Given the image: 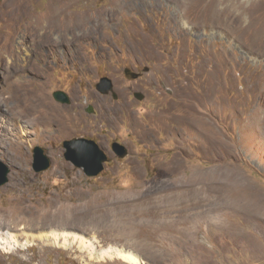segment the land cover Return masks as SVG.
<instances>
[{"label":"rangeland","instance_id":"374dc122","mask_svg":"<svg viewBox=\"0 0 264 264\" xmlns=\"http://www.w3.org/2000/svg\"><path fill=\"white\" fill-rule=\"evenodd\" d=\"M92 134L129 151L95 177ZM0 159V264H264V0H0Z\"/></svg>","mask_w":264,"mask_h":264},{"label":"water","instance_id":"95a60500","mask_svg":"<svg viewBox=\"0 0 264 264\" xmlns=\"http://www.w3.org/2000/svg\"><path fill=\"white\" fill-rule=\"evenodd\" d=\"M96 88L100 93L110 94L112 92L114 98L118 97L114 89V82L109 76L100 78ZM53 96L62 103H71L70 95L62 89L54 91ZM63 146L65 148L64 157L78 168H82L90 177L98 176L105 169V163L109 161L104 149L94 139L74 137L64 140ZM113 150L119 156H124L128 152L120 142H114ZM33 156V167L37 172L45 171L51 167L52 159L42 146L37 145L34 148ZM10 171L9 165L0 159V186L8 182Z\"/></svg>","mask_w":264,"mask_h":264},{"label":"flooded vegetation","instance_id":"af4514ba","mask_svg":"<svg viewBox=\"0 0 264 264\" xmlns=\"http://www.w3.org/2000/svg\"><path fill=\"white\" fill-rule=\"evenodd\" d=\"M69 52H68V50H66V49H64V50H62V51H60L59 52V54H57V53H54L55 54V59L57 60V61H55L54 63L57 65V64H59V62L60 63H63V65L65 64V67L64 68H67V69H71V68H68L69 67V65H71L68 61H67V58H69V59H72V57H67V55L66 54H68ZM75 60H78V58L76 57L75 58ZM74 69L76 68V67H73ZM133 69H131V68H129V67H125V74L126 75H131L132 77H134V78H136V77H139V75H138V73H136V72H134V71H132ZM104 76H108V75H106V74H103V75H99V78H101V77H104ZM101 94H103V93H101ZM110 94H112V96H113V93L111 92ZM103 95H109V94H103ZM133 95L135 96V97H137L139 100H142V99H144L145 98V94L143 93V92H140V91H134V93H133ZM114 97V96H113ZM89 112H91V113H97V110L92 106V105H89ZM105 120H102V122H104ZM74 137H86V138H90V139H94L95 141H97L98 143L101 141L98 137H94V134H92V135H80V136H73V137H71V138H74ZM71 138H69V139H71ZM114 142H120L119 140H117V139H112V141L110 140L108 143H107V145H101L100 143V146L104 149V151L106 152V154L108 155V157H110V155H109V151H112L115 155H116V152L113 150V144H114ZM153 150V149H152ZM128 154H129V151L127 152ZM117 156V155H116ZM127 156V155H126ZM117 157H119V156H117ZM110 159V158H109ZM108 163V162H107ZM83 173H85L84 172V170L82 169V168H79ZM103 172V171H102ZM101 172V173H102Z\"/></svg>","mask_w":264,"mask_h":264},{"label":"bare ground","instance_id":"6f19581e","mask_svg":"<svg viewBox=\"0 0 264 264\" xmlns=\"http://www.w3.org/2000/svg\"><path fill=\"white\" fill-rule=\"evenodd\" d=\"M66 239H67V236H65V240ZM16 242H17V240L13 239V237L11 239L9 237H3V236L0 237V246H4L5 248L14 249L17 245ZM82 242H84V241L82 240ZM82 244H84V243H82ZM104 256L118 257V258H121L124 261L132 263V264L140 263V259L138 258V256L136 254H134L131 251H127V250H124L121 248H113L112 247V248L105 249L100 253L99 257L104 258Z\"/></svg>","mask_w":264,"mask_h":264}]
</instances>
